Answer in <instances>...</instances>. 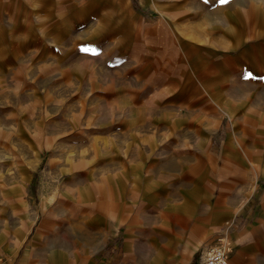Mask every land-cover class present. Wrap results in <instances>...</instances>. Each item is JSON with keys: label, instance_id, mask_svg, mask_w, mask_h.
Segmentation results:
<instances>
[{"label": "crops", "instance_id": "0c3cea01", "mask_svg": "<svg viewBox=\"0 0 264 264\" xmlns=\"http://www.w3.org/2000/svg\"><path fill=\"white\" fill-rule=\"evenodd\" d=\"M2 65V264H264V0H0Z\"/></svg>", "mask_w": 264, "mask_h": 264}, {"label": "rangeland", "instance_id": "374dc122", "mask_svg": "<svg viewBox=\"0 0 264 264\" xmlns=\"http://www.w3.org/2000/svg\"><path fill=\"white\" fill-rule=\"evenodd\" d=\"M5 78L0 81V143L2 142V125H1V107L3 105H14L19 107L20 104H28V98L26 97L25 90L28 86H25L26 82L21 80L20 74H16L13 71L9 72L7 67L1 66ZM2 77V76H0ZM3 121L6 124L13 126L14 122L19 121L20 116L10 119L4 117ZM5 197V175H4V159H3V146L0 145V199ZM202 264V263H201Z\"/></svg>", "mask_w": 264, "mask_h": 264}, {"label": "built area", "instance_id": "2783aa9c", "mask_svg": "<svg viewBox=\"0 0 264 264\" xmlns=\"http://www.w3.org/2000/svg\"><path fill=\"white\" fill-rule=\"evenodd\" d=\"M202 264H230V256L225 246L221 244L210 247ZM0 264L2 260L0 259Z\"/></svg>", "mask_w": 264, "mask_h": 264}, {"label": "snow or ice", "instance_id": "6c2138e0", "mask_svg": "<svg viewBox=\"0 0 264 264\" xmlns=\"http://www.w3.org/2000/svg\"><path fill=\"white\" fill-rule=\"evenodd\" d=\"M219 2H220L221 4H226V3H229V0H219ZM205 3H206V4L209 3V0H205ZM85 51H87V49H85ZM249 75H251V74H249ZM245 78H247V77H245Z\"/></svg>", "mask_w": 264, "mask_h": 264}, {"label": "bare ground", "instance_id": "6f19581e", "mask_svg": "<svg viewBox=\"0 0 264 264\" xmlns=\"http://www.w3.org/2000/svg\"><path fill=\"white\" fill-rule=\"evenodd\" d=\"M226 247V246H225Z\"/></svg>", "mask_w": 264, "mask_h": 264}]
</instances>
